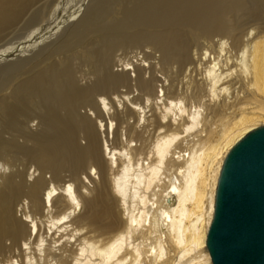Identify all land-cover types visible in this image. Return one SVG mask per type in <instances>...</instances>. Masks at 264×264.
<instances>
[{"label":"bare ground","instance_id":"6f19581e","mask_svg":"<svg viewBox=\"0 0 264 264\" xmlns=\"http://www.w3.org/2000/svg\"><path fill=\"white\" fill-rule=\"evenodd\" d=\"M26 4L0 0V27ZM163 19L214 41L189 56L179 36L98 35L101 48L80 52L86 70L76 76L68 65L54 77L79 83L56 95L58 109L79 116L76 131L41 103V72L23 80L39 99L17 110L23 119H9L12 138L0 134V264H213L207 238L224 159L264 125V0H180L175 17ZM140 39L180 64L177 91L151 63L115 71L100 57ZM45 126H60L70 142H11H29ZM150 129L158 132L148 150Z\"/></svg>","mask_w":264,"mask_h":264},{"label":"rangeland","instance_id":"374dc122","mask_svg":"<svg viewBox=\"0 0 264 264\" xmlns=\"http://www.w3.org/2000/svg\"><path fill=\"white\" fill-rule=\"evenodd\" d=\"M179 4L180 0H27V4L20 8L18 17L13 19L9 25L0 27V102L7 101L6 119L1 115L5 110L0 111V117L2 120L4 119L0 125V134L12 138L10 133H7L11 131L7 127L9 119L13 118L18 121L20 118L23 119L17 110L23 109L24 106L30 105L31 102H35L39 98L45 108L52 105L54 112L61 117L64 126L73 129V131L77 130L79 116L76 117V113L69 114L63 109V111L58 109L56 95L60 94L62 90L67 92L79 88V83L77 79L69 80L68 77L57 78L54 82V77L55 73H61V70L68 65L74 73L76 72V76L86 70L88 63L80 52L87 48H97L98 46L101 48L102 44L99 42L101 39H98V35L116 34L127 37L135 33L144 35L160 33L161 35L179 36L181 42L188 48L189 56L206 50L214 40L206 41L185 22L163 19L164 15L167 18L175 17ZM74 13L72 19L68 18ZM93 27H103L106 31L94 33ZM115 48L110 51L106 47L100 56L107 55L106 57L112 62L115 71L124 68L125 63L133 62V65L134 63L138 65L151 63L154 74L167 76L171 86L174 87L173 90H178L185 74L180 71V64L167 63L157 41L140 39L137 43L119 45ZM47 68L49 70H46ZM187 68L193 69L195 65L191 64ZM37 72L42 73L41 77L45 86L47 85L48 95L46 98L45 95L39 96V98L34 97L27 88L28 86L22 87L23 80L34 76ZM58 80H61L59 82L61 85L57 84ZM20 86L22 88L17 92ZM120 90L126 92L127 88L122 87ZM138 94L137 90L130 91L131 96ZM45 100L46 102H44ZM30 106L32 107V104ZM124 126L126 124H122L121 128ZM157 132L150 129L145 133L146 149L149 150ZM28 135L31 136V142H24L22 138H19L20 142L14 138L11 142L25 148L38 142L40 144L59 142L61 145L70 142L68 133L60 126L41 127L38 131ZM47 176L49 175L47 174Z\"/></svg>","mask_w":264,"mask_h":264},{"label":"water","instance_id":"95a60500","mask_svg":"<svg viewBox=\"0 0 264 264\" xmlns=\"http://www.w3.org/2000/svg\"><path fill=\"white\" fill-rule=\"evenodd\" d=\"M207 246L213 264H264V125L224 159Z\"/></svg>","mask_w":264,"mask_h":264}]
</instances>
